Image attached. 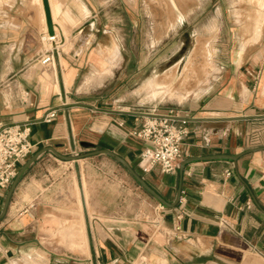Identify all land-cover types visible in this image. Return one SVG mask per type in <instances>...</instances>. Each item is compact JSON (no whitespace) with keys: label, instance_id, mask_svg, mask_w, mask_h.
Returning <instances> with one entry per match:
<instances>
[{"label":"crops","instance_id":"obj_1","mask_svg":"<svg viewBox=\"0 0 264 264\" xmlns=\"http://www.w3.org/2000/svg\"><path fill=\"white\" fill-rule=\"evenodd\" d=\"M50 3L55 40L46 38L43 1L8 0L0 13V126L28 123L33 153L49 145L80 152L83 141L109 148L168 201L179 172L139 165L144 142L133 132L147 115L239 117L187 121L183 158L243 154L236 163L186 164L180 202L163 207L107 154L46 153L0 220V264H264V148L256 149L264 146V27L254 48L222 59L208 90L176 107L143 109L106 89L112 76L91 83L93 73L115 74L123 57L107 0Z\"/></svg>","mask_w":264,"mask_h":264},{"label":"rangeland","instance_id":"obj_2","mask_svg":"<svg viewBox=\"0 0 264 264\" xmlns=\"http://www.w3.org/2000/svg\"><path fill=\"white\" fill-rule=\"evenodd\" d=\"M5 1L0 0V13ZM253 1L107 0L109 30L123 39V57L115 74L93 73L92 85L112 76L106 89H118L143 109L176 107L199 96L216 81L222 59L255 47ZM155 80L168 83L169 92ZM156 91L163 94L154 96Z\"/></svg>","mask_w":264,"mask_h":264},{"label":"built area","instance_id":"obj_3","mask_svg":"<svg viewBox=\"0 0 264 264\" xmlns=\"http://www.w3.org/2000/svg\"><path fill=\"white\" fill-rule=\"evenodd\" d=\"M49 40H55L56 34H46ZM52 55L45 58L51 60ZM56 115L52 110L46 115L51 120ZM172 114L147 115L134 135L144 142L139 165L148 171L160 165L164 173H176L178 163L183 158L182 141L188 133L187 120L171 117ZM31 126L28 123H11L0 126V194L5 193L21 164L33 153L30 140ZM257 139H254V141ZM230 173V172H228Z\"/></svg>","mask_w":264,"mask_h":264},{"label":"water","instance_id":"obj_4","mask_svg":"<svg viewBox=\"0 0 264 264\" xmlns=\"http://www.w3.org/2000/svg\"><path fill=\"white\" fill-rule=\"evenodd\" d=\"M43 5L45 9V15L48 25V32L51 36L56 34L54 24H53V17L51 13V6L49 0H43ZM171 117L177 119H184L187 121H195V120H202V119H234L239 117H223V118H193V117H186V116H177L172 115ZM82 145L86 148L84 151L80 152H73V153H62L58 151L53 146H45L38 151L34 152L19 168L17 174L15 175L14 179L12 180L9 187L6 189L2 207L0 209V220L6 215L12 195L23 178L26 172L46 153H52L57 158L62 160H78L80 158L96 155V154H107L121 163L127 171L131 174V176L150 194L152 195L163 207H175L181 199L182 194V185H183V176L186 164L197 161L200 159H226L231 160L236 163L237 159L243 153H235V154H213L208 156H193V157H186L179 161L178 163V172H179V184L176 192V197L173 201H168L161 193H159L153 186H151L147 180L144 178L141 173L137 171V169L122 155L119 153L105 147L97 148L96 145L89 141H83ZM264 146L257 147L256 149H263Z\"/></svg>","mask_w":264,"mask_h":264},{"label":"bare ground","instance_id":"obj_5","mask_svg":"<svg viewBox=\"0 0 264 264\" xmlns=\"http://www.w3.org/2000/svg\"><path fill=\"white\" fill-rule=\"evenodd\" d=\"M42 1L43 0H41V4H42ZM49 1H51V0H49ZM169 2V1H168ZM254 2V4H253V6L252 7H250L251 8V11H252V13H250V15H252V16H250V18L249 19H251V22H252V29H253V38L254 39H256V38H259V36H260V34H261V32L263 31V27H264V0H255V1H253ZM171 4H173L172 3V0H171ZM170 4V5H171ZM178 4V3H177ZM43 5V4H42ZM174 5V4H173ZM44 6V5H43ZM50 6H51V3H50ZM176 6V5H175ZM175 6H174V8H175ZM51 7H53V6H51ZM171 8V7H170ZM172 9H173V6H172ZM45 10V9H44ZM52 10V9H51ZM171 10V9H170ZM176 11V10H175ZM250 11V12H251ZM44 15V19H45V17H46V15H45V11H43L42 12ZM177 16L178 17H181V13L180 12H178L177 13ZM52 17H53V19H57L56 18V11H55V9L53 8V13H52ZM249 17V16H248ZM182 18V17H181ZM180 19V18H179ZM46 20V19H45ZM54 21V20H53ZM56 22H57V20H56ZM250 22V23H251ZM57 23H59V21L57 22ZM58 33V32H57ZM251 40V39H250ZM200 51H201V47L199 46L198 48H197V50H196V53L198 54V53H200ZM199 56V55H198ZM197 56V57H198ZM208 57V56H207ZM194 60V59H193ZM192 62V61H191ZM209 63V62H208ZM189 65V64H188ZM205 65H207V64H205ZM198 68H200V67H198ZM201 69V68H200ZM204 70V69H203ZM194 72V71H193ZM189 75V74H188ZM196 76H198V75H196ZM200 79H201V77H200ZM165 82V81H164ZM164 82H160V81H158V80H155L154 81V84H156V85H163L164 87L168 84V83H164ZM198 82V81H197ZM169 90H170V88H169V86L167 85L166 86V89L164 90V91H162V92H169ZM162 92H158V91H156V92H154V96H159V95H162L163 93Z\"/></svg>","mask_w":264,"mask_h":264}]
</instances>
